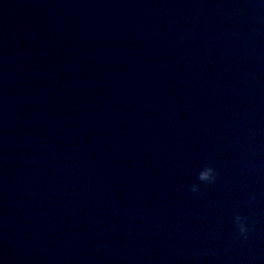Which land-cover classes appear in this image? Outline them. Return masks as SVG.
<instances>
[{
	"label": "water",
	"instance_id": "water-1",
	"mask_svg": "<svg viewBox=\"0 0 264 264\" xmlns=\"http://www.w3.org/2000/svg\"><path fill=\"white\" fill-rule=\"evenodd\" d=\"M0 264H264V5L0 0Z\"/></svg>",
	"mask_w": 264,
	"mask_h": 264
},
{
	"label": "clouds",
	"instance_id": "clouds-1",
	"mask_svg": "<svg viewBox=\"0 0 264 264\" xmlns=\"http://www.w3.org/2000/svg\"><path fill=\"white\" fill-rule=\"evenodd\" d=\"M259 3L264 5V0H259ZM218 175L219 173L216 167L211 163H206L200 168L198 179L203 185H211L216 183ZM190 190L193 193L199 192L201 190V184L193 183L190 186ZM249 199L254 200V194H250ZM233 223L237 229V238L248 239L250 233L249 218L237 213L233 216Z\"/></svg>",
	"mask_w": 264,
	"mask_h": 264
}]
</instances>
